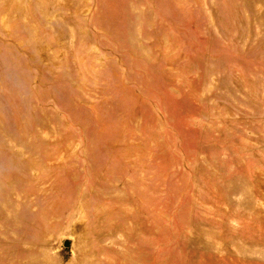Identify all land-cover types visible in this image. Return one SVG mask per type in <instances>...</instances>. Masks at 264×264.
<instances>
[{
	"label": "rangeland",
	"instance_id": "374dc122",
	"mask_svg": "<svg viewBox=\"0 0 264 264\" xmlns=\"http://www.w3.org/2000/svg\"><path fill=\"white\" fill-rule=\"evenodd\" d=\"M0 264H264V0H0Z\"/></svg>",
	"mask_w": 264,
	"mask_h": 264
},
{
	"label": "water",
	"instance_id": "95a60500",
	"mask_svg": "<svg viewBox=\"0 0 264 264\" xmlns=\"http://www.w3.org/2000/svg\"><path fill=\"white\" fill-rule=\"evenodd\" d=\"M65 245H68L69 244V241H65V243H64Z\"/></svg>",
	"mask_w": 264,
	"mask_h": 264
}]
</instances>
